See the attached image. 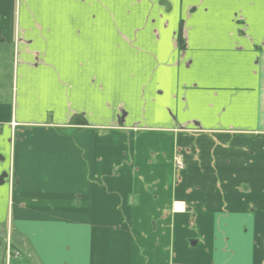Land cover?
<instances>
[{"label":"crops","instance_id":"crops-1","mask_svg":"<svg viewBox=\"0 0 264 264\" xmlns=\"http://www.w3.org/2000/svg\"><path fill=\"white\" fill-rule=\"evenodd\" d=\"M1 212L10 264H264V0H0Z\"/></svg>","mask_w":264,"mask_h":264},{"label":"rangeland","instance_id":"rangeland-1","mask_svg":"<svg viewBox=\"0 0 264 264\" xmlns=\"http://www.w3.org/2000/svg\"><path fill=\"white\" fill-rule=\"evenodd\" d=\"M4 214V212H1V215L2 216ZM6 231H3V228H2V225H0V255H4L5 253V247H6V244H7V229H5ZM0 256V258H1ZM15 263V260L13 259L11 264H14ZM0 264H10V260L8 261L7 258H5V261L3 262L2 260L0 261Z\"/></svg>","mask_w":264,"mask_h":264},{"label":"trees","instance_id":"trees-1","mask_svg":"<svg viewBox=\"0 0 264 264\" xmlns=\"http://www.w3.org/2000/svg\"><path fill=\"white\" fill-rule=\"evenodd\" d=\"M180 42L182 41V40H179Z\"/></svg>","mask_w":264,"mask_h":264}]
</instances>
